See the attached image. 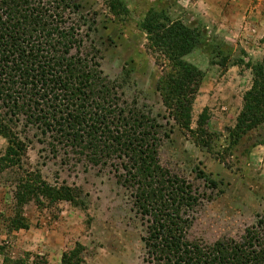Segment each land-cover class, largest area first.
Segmentation results:
<instances>
[{"label": "rangeland", "instance_id": "374dc122", "mask_svg": "<svg viewBox=\"0 0 264 264\" xmlns=\"http://www.w3.org/2000/svg\"><path fill=\"white\" fill-rule=\"evenodd\" d=\"M119 1L124 10L115 14L107 0H66L76 9L72 23L90 27L83 50L95 57L103 77L114 83L125 104L133 103L137 113L159 125V166L199 198L189 213L186 241L239 242L251 230H259L264 241V125L234 143L227 133L251 83L245 64L261 63L264 72V0ZM149 9L199 33L183 59L202 73L190 130L207 108V137L178 127L162 102L158 80L170 66L147 46L139 29ZM11 120L24 152L19 168L0 171V264H61L62 254L77 246V256L62 264H156L141 242L145 222L137 214L134 191L121 185L114 160L91 161L89 152L41 135L20 113ZM5 147L0 138V156ZM25 173L39 190L69 188L76 203L50 202L34 193L17 203L15 185Z\"/></svg>", "mask_w": 264, "mask_h": 264}, {"label": "trees", "instance_id": "16d2710c", "mask_svg": "<svg viewBox=\"0 0 264 264\" xmlns=\"http://www.w3.org/2000/svg\"><path fill=\"white\" fill-rule=\"evenodd\" d=\"M49 1L0 0V138L6 141L0 171L20 167L24 145L11 128V117L20 113L41 135L64 139L74 148L89 152V160L115 161L116 170H121L117 178L123 187L133 189L137 214L145 222L141 242L150 261L264 264V241L260 242L259 230L246 231L239 242L230 239L201 245L186 241L192 220L189 213L199 198L184 180L159 166V125L137 113L133 103L125 104L114 83L103 77L95 57L83 50L90 27L81 24L86 29L82 35L78 20L72 23L74 5L66 0ZM107 4L115 14L118 9L124 10L119 0H107ZM139 29L145 34L147 46L169 63V71L163 72L158 84L172 119L199 139L207 137V108L201 110L195 129L190 130L191 106L202 73L183 59L197 45L199 33L152 9L145 13ZM245 67L250 70L251 83L243 93L233 127L227 130L233 143L264 125L263 65ZM28 175L17 178V203L29 201L33 193L50 202L76 203L69 188L61 192L49 187L39 190ZM79 248L62 254L61 264L77 256Z\"/></svg>", "mask_w": 264, "mask_h": 264}]
</instances>
